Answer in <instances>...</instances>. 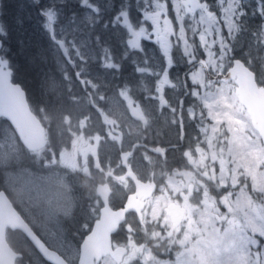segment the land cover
Returning <instances> with one entry per match:
<instances>
[{
    "label": "flooded vegetation",
    "instance_id": "obj_1",
    "mask_svg": "<svg viewBox=\"0 0 264 264\" xmlns=\"http://www.w3.org/2000/svg\"><path fill=\"white\" fill-rule=\"evenodd\" d=\"M43 2L61 3V0ZM64 2L74 4L75 0ZM97 2L110 4L112 0ZM136 15L133 10L132 19ZM67 22L61 24L58 17L54 28L65 35L64 25ZM72 34L88 39L85 27L80 31L74 29L68 36ZM101 34L106 38L109 35ZM175 35L178 36V32ZM118 39L112 36L110 40L116 61L122 63V67L116 70L104 69L97 61L90 63L87 72L80 75L78 69L68 61H65L67 68L64 69L57 64L53 79L58 96L43 93L45 96L28 97L31 108L39 115L45 127L47 143L41 157L34 158L22 151L18 159L7 162L0 172L5 175L8 172L18 174V183L10 193L14 203L35 208V214L39 213L37 209L45 214L48 211H59L57 214L63 223L66 237L76 240L77 244L82 242L101 218L104 207L122 208L132 197L134 206L125 212L124 219L111 233L112 247L125 249L122 259L117 262L112 253L108 252L99 259V264L106 258L114 264H154L151 258L146 260L149 253L158 261L174 264L177 252L184 251V248L173 242L183 238L190 227L203 226L201 220L205 219V213L198 206L205 204L204 201H212L217 208L225 211L224 204L216 199L213 192L208 191L205 177L214 176L216 180L215 174L220 172L217 163L227 150L221 147L220 138L215 139L216 143L213 139L206 141L200 126L202 123L197 116L199 110L195 106L190 107L191 97L195 98L193 93L196 85H190L191 78L185 75L191 65L180 56L183 44L180 42L181 47L175 50V68L165 83L161 72L163 64L154 50L156 46L153 42L141 38L142 46L147 47L146 56L150 61L142 66L149 68L150 72L137 74L128 60L121 61L122 49ZM235 47V57L252 65L248 60L252 54L248 55L247 46ZM69 55L72 61L76 60L75 53L70 52ZM202 71L203 83L198 84L201 85L202 95L205 94L202 91L204 89L214 90L217 95V89L227 80L230 85L227 87V96H236L235 79L222 77L227 74L223 68L214 65L211 70L204 67ZM262 75L264 77L263 71ZM130 87V90L127 89ZM182 105L187 109L185 118L183 108L179 115V106ZM6 127L7 123L0 120V137ZM203 136L206 144L211 147L210 157H206L204 148H199ZM176 154L181 155V160ZM194 159L200 161V168L194 165ZM182 160L186 164L184 167H180L179 161ZM174 169L186 172L193 179L186 188L176 192L169 185L173 180L181 183L177 176L172 178ZM230 170L227 167L224 169L226 175ZM56 177L69 191L67 204L64 203L61 210L62 203L50 193L51 189L55 190L54 187L50 188V179ZM137 180L144 184H138ZM20 185H24V193L19 192ZM147 185L151 189L149 195H146ZM159 194L166 196V203L157 204L159 213L156 218H150L152 203ZM63 210H67L66 216ZM70 220L76 225L71 224ZM217 224L223 229L227 221L219 220ZM192 239H198L195 232L192 233ZM186 247L192 245L187 244ZM134 249L139 250L134 252ZM232 253L226 252L228 257Z\"/></svg>",
    "mask_w": 264,
    "mask_h": 264
},
{
    "label": "snow or ice",
    "instance_id": "obj_2",
    "mask_svg": "<svg viewBox=\"0 0 264 264\" xmlns=\"http://www.w3.org/2000/svg\"><path fill=\"white\" fill-rule=\"evenodd\" d=\"M8 6L4 0H0V120L7 122L4 134L0 137V140L5 137L7 139L6 144L0 143V169L8 161L18 159L22 151L40 158L47 143L45 138H41L38 143L31 142L23 121L17 115V108L28 112L29 104L26 90L14 80L12 48L8 44L10 28L6 27L10 25L6 11ZM27 6L35 12L41 35L47 38L51 47L60 52L65 61L78 69L80 75L87 72L90 63L97 61L107 70L122 67V63L115 59L110 42L114 35L119 38L122 49L121 61L128 60L137 74L150 72L149 68L142 66L150 61L146 56L147 47L142 46L141 38L153 42L156 46L154 50L163 64L161 72L164 82L167 83L176 64L175 50L181 47L180 41L183 40L180 56L191 65L185 74L186 78L189 75L191 77L190 85L203 83L204 67L211 70L215 65L228 72L233 69V62L236 66L242 63L246 66L247 61L235 58L236 41L247 30L245 18L249 15L258 16L264 21V0H251V3L246 0H135L134 4L132 0H112L110 4L98 3L97 0H75L74 4L64 0L48 4L43 0H29ZM18 8L21 10L12 19L18 28L23 29L26 19L31 21L32 18L29 14L21 15L23 3H18ZM133 10L137 13L135 19L131 17ZM188 15H191L194 22H186L185 17ZM58 17L61 24L65 21L73 22L77 31L81 30V24L84 25L88 30V39L77 40L73 36L69 41L66 35L54 28ZM176 30H179L180 36L175 35ZM188 32L191 33L190 39L186 35ZM101 33L110 35L106 38ZM257 35L264 36V23L257 26ZM18 44L21 52H25V41L20 39ZM229 50L232 52L231 57L228 55ZM70 52L76 54L75 61H72ZM26 54L29 62L35 63L45 59L46 50L33 48L29 44ZM224 61H227L226 65ZM197 65L201 71L196 70ZM254 79L258 87H264V77L256 78L254 74ZM229 86L226 80L217 89V95L225 102ZM9 98L15 103H10ZM225 106L233 105L226 103ZM229 131L233 132L234 138L229 141L228 151L237 167L229 173L232 183L228 184L222 176L218 193L213 191L231 216L215 207L214 202L213 210L201 220L202 227H190L183 238L173 242L184 248V251L177 252L174 264H264V184L257 185L254 180L249 185L241 179L252 175L253 168L264 165V158L248 160L245 149L255 148L264 156V147L257 146L255 141L249 143L251 137L244 129L230 127ZM237 131L240 132L239 136ZM258 135L264 136V131ZM4 148L9 149L7 153L2 151ZM260 175L264 176V173ZM17 183L18 178L13 173L5 175L0 172V264H23L25 255L35 258L30 264H77V261L79 264H90V261L79 259L72 245L67 242L63 223L57 213L48 211L37 216L31 208L13 202L10 193L15 190ZM233 187L237 191H231ZM63 211L66 216L67 210ZM250 212L255 215L250 216ZM241 215L247 223L240 221ZM216 220H226L227 226L218 228ZM9 228L13 232H20L27 241L23 250H18L8 241ZM193 232L198 237L195 241L192 239ZM187 244L192 247H186ZM119 251L123 252V249ZM226 252H235L236 259L221 260V254ZM92 254L98 253L93 251ZM148 258L154 264H169L167 261L156 260L150 253L146 260Z\"/></svg>",
    "mask_w": 264,
    "mask_h": 264
},
{
    "label": "rangeland",
    "instance_id": "obj_3",
    "mask_svg": "<svg viewBox=\"0 0 264 264\" xmlns=\"http://www.w3.org/2000/svg\"><path fill=\"white\" fill-rule=\"evenodd\" d=\"M188 18L189 19L192 18L191 15L186 16L185 20ZM79 27H80V29H83L84 25L81 24ZM64 28H65V35H66L67 39L69 41H71L73 39V36H75V35L72 34V35L68 36V34H71V32L74 29H76V25L73 22L68 21L64 25ZM175 32H178V36H180L179 30H176ZM75 37L77 40L87 39L84 36H75ZM256 41H258L260 43V45H259V50L261 53L260 58L262 60V56H263V63H264V47H262V45H264V36H258L257 35ZM180 42L183 44V40H181ZM228 55H229V53H228ZM248 60L251 63H256L253 56L248 58ZM223 63H227V61H224ZM257 63H258V65H260L261 70L264 72V68L262 66V63L260 61ZM196 70L201 71L199 66H197ZM197 86H198V89H197ZM127 89L130 90L131 87L127 88ZM43 90H44L45 94H48L49 88H47V89L43 88ZM202 91L205 92L204 95H202V92H201V85H196L194 93H193L195 96L198 97V102L201 104L200 111H199V114L197 116L200 118V121H201L200 123H202V124H200V126L202 127V132L204 133V135L206 137V141H211V139H213L215 142V139L220 138L221 147H226V150H227V152L223 155V157H221V155H220L221 158L219 159V161L217 163V166L220 167V172L215 174L217 181L214 180V182H215V185L219 187V181H220L222 176L226 178V182L228 184L232 183L231 179L229 178V174L226 175L224 169L227 167V168H230L231 170H234L237 167V164L233 162V156L230 155L229 151H228V148L230 146L229 141H230V139L234 138L233 132L229 131L230 127L233 129H236V130L244 129V131L247 133V135L249 137H251V139L249 140V143H252L253 141H255L257 146H259V147H264V146L261 142V139L258 136L259 133L257 132V130H255L252 127V123L250 121L249 115L245 114L243 106L238 104L236 96H227V102H225L222 99H221V101L219 100L220 97L216 95V91H214V90L204 89ZM233 97H235V99H233ZM191 101H192V106H190V107H194L197 105V100L195 98L191 97ZM226 103L228 105H233V106L232 107L225 106ZM190 114L193 115V112H191ZM246 118H247L248 122H246ZM219 127H220V130H219ZM3 133H4V131H2V135H3ZM255 133H257V135H254ZM239 135H240V132L237 131V136H239ZM206 141H205V138L203 136V141L202 142L200 141L201 144H199L200 145L199 148H204L206 157H210L209 152H210L211 147L209 144H206ZM0 143L6 144L7 143L6 137L3 140H0ZM8 150H9L8 148L2 149V151L4 153H7ZM201 151L202 150L200 149V152ZM245 154H246V158L248 160H254L255 158H258V157L264 158V156H261V154L255 150V148L245 149ZM193 163L196 167L200 168V161L197 162L196 159H194ZM252 171H253L252 175H249L246 177H241V179L245 180L249 185H252L254 180H255V183L257 185L264 184V176L260 175V173H264V165H260L256 168H253ZM8 173H12V172H8ZM13 174L16 177L18 176L17 173H13ZM176 176L181 179V183H175L174 182L175 180L171 181L173 183H169V185L171 186V188L173 189L174 192H176V190H183L184 188L187 187V185L189 183L193 182L192 177L190 175L186 174V172H184L182 170L174 169L172 171V178H175ZM213 178H214V176L212 177V179ZM50 182H52L50 188H52V187L55 188V190L51 189L50 193H52L55 196V198H57L62 203V207L60 208V210H61L67 204V199L69 198V191H68L67 187H65L63 185L62 181L58 177H56L54 179H50ZM54 182H59L60 184L56 185V184H54ZM199 182H201V180H199ZM231 191H237V190L233 187L231 189ZM19 192H23V193L25 192L24 185L19 186ZM42 194L45 195L46 193H42ZM253 195H255V194H253ZM205 196L207 197V193L205 194ZM165 198H166V196L164 197L162 194H159L157 196L156 200L153 201L152 209H151V213H150V218H156V215L159 213V210L157 208V204L162 205V204L166 203L167 198L166 199ZM204 200H205V198H204ZM204 202H205V204L199 205L198 208L200 210L204 211V213H205L204 215L206 218V214L209 211H211L213 208V203H212V201H204ZM64 203H65V205H64ZM215 207H216V205H215ZM31 209L33 210L34 213L36 212L35 208H31ZM37 210L39 213H37L36 215L40 216L42 213L39 209H37ZM224 214L231 216V214L228 213L226 211V209L224 211ZM252 215H255V214L250 212V216H252ZM217 221H219V220L215 221L216 226L218 228H220V225L217 224ZM221 221L223 222L226 220H221ZM240 221L242 223H247V221L243 215L240 216ZM226 226H227V224H226ZM53 230H55V229H53ZM248 232H249V234H251V228L248 229ZM67 242L70 245H72L73 250L76 251V254L78 256L79 246L77 244V241L72 240L70 237V238H67ZM229 258L232 260H235L236 259V253L233 252L229 257L227 256L226 253H223L220 256L221 260H225V259H229ZM102 264H114V263L112 260L106 258L105 261H102Z\"/></svg>",
    "mask_w": 264,
    "mask_h": 264
},
{
    "label": "trees",
    "instance_id": "obj_4",
    "mask_svg": "<svg viewBox=\"0 0 264 264\" xmlns=\"http://www.w3.org/2000/svg\"><path fill=\"white\" fill-rule=\"evenodd\" d=\"M8 4L7 19L10 21V25L6 27L10 28V36L8 39V44L12 48V59H13V68L15 69L14 80L15 82L20 83L26 90L27 97L29 96H45L43 95V88H49L48 93H54L50 96H58L57 86L53 79L54 70L57 67V64L60 68H67L64 57L54 48L49 45V42L46 37H43L38 29L36 24V16L34 10H31L27 3L29 0H4ZM247 3H251V0H246ZM18 3L24 4L22 16L29 14L31 16V21L26 19L25 26L23 29L18 28L12 19L15 14H17L21 9L18 8ZM247 30L241 33L237 39L236 46H247L246 51L251 53L254 57L256 63H252V66L258 71L259 78L263 77L262 70L257 62H261L260 58V43L256 41L257 37V26L264 21L261 20L258 16L246 17ZM191 21V20H188ZM187 21V22H188ZM191 22H194L193 20ZM256 34V35H255ZM110 35V34H109ZM108 35V36H109ZM114 36V35H113ZM23 39L25 41V52H21V46L18 44V41ZM31 45L33 48L38 47L40 49L46 50V56L43 61L37 60L35 63L29 62L28 56L26 54L28 45ZM243 55V54H242ZM63 100V99H62ZM62 105V103H60ZM4 124L7 122L2 120ZM181 160V155L176 154ZM180 167H184L185 162L179 161ZM174 164V163H173ZM209 185V182H208ZM215 186L214 184H212ZM210 187V185H209ZM213 188V187H212ZM211 188V189H212ZM215 190V188H214ZM214 192V191H213ZM217 193V191H215ZM70 223L76 225L75 222L70 220ZM71 228V227H70ZM87 230H84L86 232ZM8 241L16 247L18 250H23L27 241L20 232H13L11 229L8 230ZM35 258L29 255L24 256L23 264H30L31 261H34Z\"/></svg>",
    "mask_w": 264,
    "mask_h": 264
},
{
    "label": "water",
    "instance_id": "obj_5",
    "mask_svg": "<svg viewBox=\"0 0 264 264\" xmlns=\"http://www.w3.org/2000/svg\"><path fill=\"white\" fill-rule=\"evenodd\" d=\"M236 74L238 75L236 93L239 95V100L248 109L253 125L260 133L264 131V87L257 86L256 79H254L255 73L243 63L241 66H236L234 63L233 69H230L227 75L223 77H235ZM16 84L21 85L18 82ZM9 102L15 103L12 98H9ZM17 115L23 121L31 142L38 143L41 138H44V127L37 115L32 111L30 104L28 112L17 108ZM261 140L264 144V136H261ZM137 182L138 184L140 182L144 184L140 180H137ZM146 188L148 190L146 195H149L151 192L150 186L147 185ZM133 206L134 203L132 197H130L122 208L116 210L104 208L101 218L94 224L90 232L85 235L81 243L79 259L90 261V264H97L96 258L99 259L108 252H111L116 261L120 262L125 249L118 247L112 251L111 233L124 219L125 212ZM119 249H123V252H120ZM93 251L98 254H92ZM77 264H79V261Z\"/></svg>",
    "mask_w": 264,
    "mask_h": 264
},
{
    "label": "bare ground",
    "instance_id": "obj_6",
    "mask_svg": "<svg viewBox=\"0 0 264 264\" xmlns=\"http://www.w3.org/2000/svg\"><path fill=\"white\" fill-rule=\"evenodd\" d=\"M132 200H133V198H132Z\"/></svg>",
    "mask_w": 264,
    "mask_h": 264
}]
</instances>
